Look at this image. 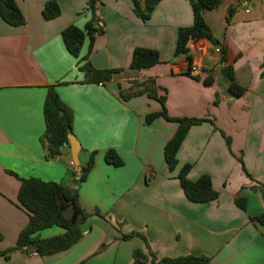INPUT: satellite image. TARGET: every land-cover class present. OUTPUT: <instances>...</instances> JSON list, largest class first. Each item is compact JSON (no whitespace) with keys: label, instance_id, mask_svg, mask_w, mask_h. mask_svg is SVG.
I'll use <instances>...</instances> for the list:
<instances>
[{"label":"crops","instance_id":"crops-1","mask_svg":"<svg viewBox=\"0 0 264 264\" xmlns=\"http://www.w3.org/2000/svg\"><path fill=\"white\" fill-rule=\"evenodd\" d=\"M51 1L60 15L46 20L43 10ZM89 1L15 0L25 20L17 27L0 16V264H134L136 253L150 264V252L157 260L194 255L211 264H264V228L253 221L264 213V0H223L205 12L219 45L192 39L188 55L179 57L178 30L193 25V0H162L147 21L137 17L132 0H99L104 33L90 53L86 38L74 57L62 33L91 21ZM136 48L157 50L160 63L131 69ZM86 61L119 73L89 82L80 70ZM227 67L244 89L240 96L230 92ZM52 86L73 113L80 166L93 155L94 166L76 190L88 214L81 240L65 252L40 256L15 250L29 221L18 200L21 182L34 178L71 189L81 171L70 146L51 158L42 142ZM149 89L166 97L170 118L207 120L189 129L175 171L165 163L164 149L179 124L163 116L147 122L163 110ZM109 150L122 166L106 162ZM187 164L191 181L210 176L216 200L187 199L177 177ZM238 198L245 199V210ZM62 233L53 227L38 235ZM131 233L142 237L122 239Z\"/></svg>","mask_w":264,"mask_h":264},{"label":"trees","instance_id":"trees-1","mask_svg":"<svg viewBox=\"0 0 264 264\" xmlns=\"http://www.w3.org/2000/svg\"><path fill=\"white\" fill-rule=\"evenodd\" d=\"M99 0H90L89 8L92 11V19L88 24L80 29L76 26H70L62 33L63 41L68 52L74 57H79L82 46L89 39V53L92 51L95 39L98 35L104 33V28L96 15V4ZM134 3V12L143 21L150 19L152 12L159 2L162 0H144L141 4L140 0H132ZM223 0H193L194 23L190 27H182L178 30L177 43L175 48V56L188 55L189 43L192 39H205L214 46H218L219 42L212 35L209 27L204 20V13L217 9ZM60 15L59 6L51 1L48 2L43 10V17L46 20H52ZM0 16L11 26L23 25L25 20L17 6L15 0H0ZM87 59V58H86ZM222 62L225 57H222ZM160 63V55L157 50L147 48H136L131 61V69L141 71L150 69ZM80 70L88 76V81L100 84L112 79L113 75L119 73V70H96L89 61H86ZM225 74L230 81V92L233 96H240L244 93V89L237 85L234 78V72L231 67L225 68ZM264 76V71H263ZM149 89V95L156 98L163 107L159 113L147 116V122L151 123L155 118L163 116L169 121L179 124L174 137L167 143L164 149V159L170 171H175L178 167L177 154L189 131L194 126L201 124L205 119H174L167 115L165 109L166 97H157L155 91ZM132 95L123 96L125 99ZM44 118L46 130L42 136V142L47 146L49 157L54 158L61 153L64 145L69 146L68 135L72 132L73 113L61 101L54 87H49L47 97L44 104ZM229 142V139H228ZM94 156V155H93ZM91 156L88 164L80 171V182H83L92 167L94 159ZM107 163L116 167L122 166L123 161L118 154L109 150L105 154ZM191 165L183 166L178 172L185 196L194 203H206L218 198V193L213 189L210 176L203 175L196 181L188 178ZM264 196V191H263ZM18 200L20 205L28 212L29 221L21 230L15 250H22L27 253H37L40 256H53L65 252L76 245L82 238L81 224L88 218V214L83 210L78 201V191L71 192V189L63 184L54 182H44L39 179H24L21 182ZM237 205L245 210V199L238 198ZM71 209V216L67 217L65 213ZM264 228V213L253 218ZM58 227L63 230L60 235L51 238H40L39 233L43 230ZM132 237H142L139 233H131L123 235V240ZM3 235L0 233V241ZM150 264H211V260L207 256H180L175 258H163L157 260L156 256L150 252ZM134 264H147L139 253H136Z\"/></svg>","mask_w":264,"mask_h":264},{"label":"water","instance_id":"water-1","mask_svg":"<svg viewBox=\"0 0 264 264\" xmlns=\"http://www.w3.org/2000/svg\"><path fill=\"white\" fill-rule=\"evenodd\" d=\"M68 142H69V146L71 150V157H72L73 163L79 168V170H82V167L80 166V162H79V153L81 151V145L78 139L76 138V136L73 134V132L69 133ZM79 182H80V177H77L73 181V186L71 188L72 193H75V191L78 189Z\"/></svg>","mask_w":264,"mask_h":264},{"label":"built area","instance_id":"built-area-1","mask_svg":"<svg viewBox=\"0 0 264 264\" xmlns=\"http://www.w3.org/2000/svg\"><path fill=\"white\" fill-rule=\"evenodd\" d=\"M216 51H217V52H220V49H219V48H217V49H216Z\"/></svg>","mask_w":264,"mask_h":264},{"label":"rangeland","instance_id":"rangeland-1","mask_svg":"<svg viewBox=\"0 0 264 264\" xmlns=\"http://www.w3.org/2000/svg\"><path fill=\"white\" fill-rule=\"evenodd\" d=\"M55 228H58V227H55Z\"/></svg>","mask_w":264,"mask_h":264}]
</instances>
